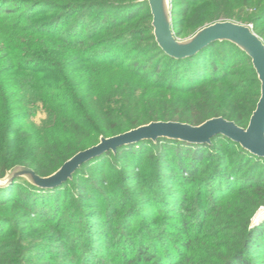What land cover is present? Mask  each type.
<instances>
[{"label": "trees", "instance_id": "1", "mask_svg": "<svg viewBox=\"0 0 264 264\" xmlns=\"http://www.w3.org/2000/svg\"><path fill=\"white\" fill-rule=\"evenodd\" d=\"M170 4L177 38L235 18L264 43V0ZM151 21L145 0H0V178L49 176L151 121L247 126L251 58L227 40L171 57ZM263 206L264 158L226 136L140 140L53 189L22 176L0 188V264H264Z\"/></svg>", "mask_w": 264, "mask_h": 264}, {"label": "water", "instance_id": "2", "mask_svg": "<svg viewBox=\"0 0 264 264\" xmlns=\"http://www.w3.org/2000/svg\"><path fill=\"white\" fill-rule=\"evenodd\" d=\"M152 15L151 25L159 47L169 56L186 58L197 54L214 41L227 40L234 43L250 58L260 81V96L246 127H241L223 117H212L199 125L177 121H151L126 132L110 137H101L96 145L82 150L49 176L41 177L25 166H15L0 178V188L7 186L13 178L25 176L40 188L59 185L75 168L101 153L140 140L155 141L158 138L177 139L190 143H209L211 137L221 134L264 158V43L253 30L243 23L217 20L200 28L185 42H179L172 32L168 0H145Z\"/></svg>", "mask_w": 264, "mask_h": 264}, {"label": "rangeland", "instance_id": "3", "mask_svg": "<svg viewBox=\"0 0 264 264\" xmlns=\"http://www.w3.org/2000/svg\"><path fill=\"white\" fill-rule=\"evenodd\" d=\"M168 3H169V10H170V18H171V4H170V0H168ZM218 20H229V21H233V22H238V23H243V24H245V25H247L248 27H250L251 28V24L250 23H246V22H241V21H237L235 18H220V19H218ZM152 26V25H151ZM205 26V25H204ZM203 27V26H202ZM201 27V28H202ZM153 28V27H152ZM200 29V28H199ZM199 29H197L193 34H191L190 36H188V37H186V38H177L178 40H179V42H185V41H187L190 37H192ZM40 116H42L41 114L39 115L38 114V116L36 117V118H39ZM209 143H211V140H210V142ZM238 143V142H237ZM239 145H240V143H238ZM241 146V145H240ZM242 147V146H241ZM245 149V148H244ZM112 151V150H111ZM248 151V150H247ZM113 152V151H112ZM115 152H116V150H115ZM104 153V152H103ZM103 153H101V154H103ZM100 154V155H101ZM99 155V156H100ZM96 157H98V156H96ZM96 157H93V158H96ZM93 158H91V159H93ZM80 167V166H79ZM79 167H77V168H75L74 169V171L76 170V169H78ZM74 171L73 172H71V174H70V176L69 177H67L64 181H66V180H71L72 179V177H73V173H74ZM23 178H25L26 180H28L25 176H23ZM64 181H62L59 185H57V186H55V187H58V186H60ZM12 182V181H11ZM10 182V183H11ZM9 183V184H10ZM34 185V184H33ZM34 186H36V185H34ZM38 187V186H37ZM55 187H53V188H55ZM3 188V187H2ZM53 188H43V189H53ZM261 209H263V212H262V214L260 215V217L258 218V220H256L257 218H256V215L254 216V218H253V223H255V224H258L260 221H262L263 219H264V206L263 207H261L258 211H260ZM257 214V213H256ZM256 220V221H255Z\"/></svg>", "mask_w": 264, "mask_h": 264}, {"label": "bare ground", "instance_id": "4", "mask_svg": "<svg viewBox=\"0 0 264 264\" xmlns=\"http://www.w3.org/2000/svg\"><path fill=\"white\" fill-rule=\"evenodd\" d=\"M262 212H263V209H261L260 211L257 212V214H256V218L257 219L256 220H258V218L260 217V215L262 214Z\"/></svg>", "mask_w": 264, "mask_h": 264}]
</instances>
